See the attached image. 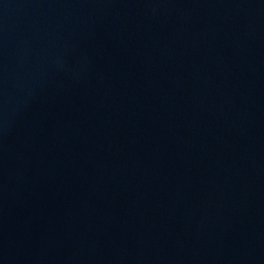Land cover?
<instances>
[{"label": "water", "instance_id": "obj_1", "mask_svg": "<svg viewBox=\"0 0 264 264\" xmlns=\"http://www.w3.org/2000/svg\"><path fill=\"white\" fill-rule=\"evenodd\" d=\"M0 264H264V0H0Z\"/></svg>", "mask_w": 264, "mask_h": 264}]
</instances>
